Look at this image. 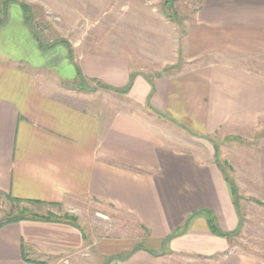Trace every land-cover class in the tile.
Here are the masks:
<instances>
[{"label": "crops", "instance_id": "0c3cea01", "mask_svg": "<svg viewBox=\"0 0 264 264\" xmlns=\"http://www.w3.org/2000/svg\"><path fill=\"white\" fill-rule=\"evenodd\" d=\"M107 1L114 9L120 0ZM21 3L12 0L0 24V195L106 205L136 231L91 246L73 226L21 222L0 230V264H59L88 257L89 248L94 264H264V254L235 243L239 237L212 234L202 215L174 236L199 211L214 214L224 232L240 226L215 154L195 141L264 126V0H201L170 64L177 71L154 78V91L138 63L147 58L142 35L152 19H130L119 42L99 36L96 22L86 42L61 38L69 46L44 51ZM72 55L87 79L114 89L137 75L126 95L102 88L121 107L65 85L78 77ZM180 129L193 138L179 140ZM231 165L244 197L264 203V146L247 159L243 180Z\"/></svg>", "mask_w": 264, "mask_h": 264}, {"label": "rangeland", "instance_id": "374dc122", "mask_svg": "<svg viewBox=\"0 0 264 264\" xmlns=\"http://www.w3.org/2000/svg\"><path fill=\"white\" fill-rule=\"evenodd\" d=\"M20 1L33 8L34 22L38 30L53 40L65 38L74 42L84 39L86 42L92 34V26L98 22L97 29H95L98 33L93 32V34L97 33L103 37L108 36L109 39L119 42L123 40L124 31L129 29L126 26L130 19L142 18L145 21L152 19L150 22L152 25L148 21L146 22V26H144L146 34L142 35L145 40V43L141 44L142 48L145 49L143 55L146 54L147 58L138 59L139 66L143 67L146 75L152 78L170 75L177 71V67H171L170 64L176 60L177 46L181 50V41L186 25L195 19L201 2V0H136L135 6L129 7L125 4H129L128 1L130 0H120L118 6L112 9L107 6V0ZM95 2L96 4H94ZM154 20H158V23L153 22ZM135 33H138L137 29ZM156 34H158V51H155L154 44ZM68 85L71 88V83H68ZM72 88L79 90V88ZM88 88V90L82 92L88 95L93 94L94 97L110 98L121 107L120 97H113L112 94L93 84H90ZM185 138L193 137L180 129L178 139L184 141ZM195 146H199L205 151L209 150L210 153L213 152L214 154L215 148H217L222 161H226L231 167V164H233L237 169V175L243 180L246 171L244 164L247 159L248 161L252 159V153L255 152V149L264 146V126L243 137L217 134L205 140L197 138ZM231 175L234 179L232 173ZM239 193L245 199V194L243 195L240 190ZM24 207L44 215L53 213L61 216L68 213L76 216L79 220L78 224L81 226L83 234L90 240L88 243L91 246L93 242L99 239L121 235L128 231H130V235L135 236L136 225L134 221L106 205L69 202L59 207L45 206L40 209L27 205ZM10 209L11 205L9 203L4 201L1 204L0 221L6 220V215H8ZM240 212L243 218V226L241 236L235 240V243L240 244L242 247H254L259 253L264 254V203L246 198V200L240 202ZM240 239L242 240L240 241ZM84 254L88 257L82 258L81 255L61 257L59 264H94L96 262L90 257L92 254L91 248ZM78 258H81V261H78Z\"/></svg>", "mask_w": 264, "mask_h": 264}, {"label": "trees", "instance_id": "16d2710c", "mask_svg": "<svg viewBox=\"0 0 264 264\" xmlns=\"http://www.w3.org/2000/svg\"><path fill=\"white\" fill-rule=\"evenodd\" d=\"M174 1H176V0H174ZM11 2H12V0H3V3L0 5V24H4L7 21V19H8V4H10ZM21 7H22L24 14H25L26 23L30 27L32 34L34 35L35 39L38 41L39 46L42 50L46 51V50H48V49H50V48H52V47H54L60 43H64V44L69 46L68 42H66L64 39H59V38L54 39V40L49 39L47 36H45L43 33H41L38 30V27L34 22L35 19H34L33 8L31 6H28L27 4H24V3H21ZM71 60L74 63L76 70H77V74H78L76 81L71 84V87L79 88V90H81V91L88 90L89 89L88 86L90 84H94L97 87L113 90L117 93L126 95L129 93V91H130V89L134 83V80L137 76L136 74L131 75L130 83L126 88L114 89L112 87H109V86L97 81V80L87 79L82 74V72H81L79 66L77 65L73 55L71 56ZM144 76L148 80V82L150 83V85L152 87V91H154V89H155L154 78L147 76V75H144ZM65 85L69 86L68 84H65ZM148 107L150 110L157 113L158 115H162V114L156 112L154 109H152L149 101H148ZM209 138H212V137H206V139H209ZM215 162L218 165V167L220 168V170L222 171L226 181L230 185L232 196L234 198V204H235L236 209L238 211V214L240 216V226H239L238 230H236L235 232H231V233L224 232L217 225V221H216L214 214H212L211 212H207V211H199V212H196L193 215L189 216L186 220L184 229H181L180 231L176 232L174 234V236H178L179 234L185 232L186 228H188L191 225V223L196 218V216L202 215L206 218L207 223H208V227H209L210 231L212 232V234H214L218 237L226 238L230 241L233 240L234 238L240 237L241 229L243 226V220H242L243 218H242V214L240 212V202L246 200V198L244 199L243 196L240 195L239 189H238V187H237L236 183L234 182V179L232 178V175H231V173H233V169L230 165H228V163L226 161H222V159L219 156L217 148H215ZM4 201L11 205V209H10V212L8 213V215H6V220L0 221V230L6 226H9V225L31 221V222H43V223L67 224V225L73 226L75 228H78L83 233L81 226L78 224L79 220L74 215H70L68 213L61 215V216L55 215L53 213H47L44 215V214H41L39 212L33 211L30 208L24 207L25 205H27V206H31L35 209H40L41 207H45V206H58L59 207L60 206L59 204H47V203L37 202V201H25V200L13 198L11 196L0 195V206ZM124 259H126V257H124L123 259H120V260H124Z\"/></svg>", "mask_w": 264, "mask_h": 264}]
</instances>
